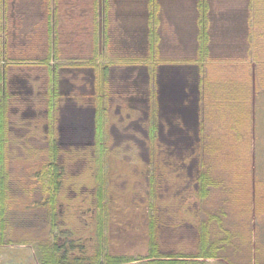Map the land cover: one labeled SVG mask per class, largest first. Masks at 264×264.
Listing matches in <instances>:
<instances>
[{
    "label": "crops",
    "instance_id": "0c3cea01",
    "mask_svg": "<svg viewBox=\"0 0 264 264\" xmlns=\"http://www.w3.org/2000/svg\"><path fill=\"white\" fill-rule=\"evenodd\" d=\"M13 2L0 0V36L8 34L9 5ZM19 3L40 9L44 1ZM46 3L49 22L45 34L47 30L50 33L51 27L50 63L55 69L53 81L58 97L53 101L58 110L60 141L71 138L76 140L73 145L77 147L79 141L94 137L98 124L106 134L112 127L121 136L127 133V138H120L122 144L131 143L132 138L139 139L145 133L144 125L152 117L148 65H138L137 58L117 54L119 45L130 48L138 43L139 26L143 29L147 54L151 47L153 53L159 54L154 90L155 114L161 121V129L157 130L159 142L172 149H196L202 126L207 143L230 140L236 138L235 125L243 116L250 118L246 121L249 135L253 123L249 94L264 85V0H48ZM203 17L208 54L199 57L198 34ZM96 18L99 38L94 31ZM137 21L141 23L137 25ZM117 27H124L127 36L135 40L123 41ZM24 46L36 45L27 42ZM40 52L37 48L35 56ZM162 52L164 57L160 56ZM190 54L192 57L188 58ZM8 69L9 66L4 68L0 78L5 77ZM97 70L107 73L112 88L108 91L106 85L98 95ZM75 78H83V86L72 98L68 89ZM236 114H240L238 118ZM127 126L131 128L126 130ZM242 138L243 135L239 136ZM107 141L109 138L104 137V142ZM71 142H67V147H72Z\"/></svg>",
    "mask_w": 264,
    "mask_h": 264
},
{
    "label": "rangeland",
    "instance_id": "374dc122",
    "mask_svg": "<svg viewBox=\"0 0 264 264\" xmlns=\"http://www.w3.org/2000/svg\"><path fill=\"white\" fill-rule=\"evenodd\" d=\"M19 1L14 0L15 3H10L8 21L10 28L7 31L8 34L0 36V49L3 50L0 54V62L6 60L5 62L7 63L6 65L1 63L0 69L3 71L5 67L9 66L12 72L11 77L14 76L12 78L13 81L16 78L27 77L30 83H34V80L29 79L26 76L27 74L31 73V75H34L37 72L44 78L49 72V77H46V83L50 84V67L49 69L48 67L46 68L48 71L46 72L44 67L39 70L40 64L34 66L28 63L34 61L39 55L40 58L44 59L47 53L51 54V27L50 33L47 30L45 34V26L47 21L49 22V18L46 20V17H49V4L46 3L48 0H43L44 3L40 6V9L36 5L33 6V4H26L25 9L24 3H19ZM136 23L139 25L141 22L137 21ZM95 24L94 31L97 38V18ZM117 29L121 32L120 35L123 36V41L135 40V38L127 36L124 32V27H117ZM142 31L143 29L139 26L138 37L136 38L138 43L133 44L130 48L123 46V44L119 45L117 54L125 58H137L138 65H151L150 61H148L150 58H148V51L145 48ZM27 42H31L36 46L27 48L24 46ZM37 48L41 52L39 55L36 53L35 56L34 51ZM160 56L164 57V52ZM189 57H192L191 54L188 55ZM10 58L15 60V62H11ZM35 61H38V59ZM12 63L17 64L14 65ZM16 66L26 69H13ZM27 67L32 69L28 70ZM24 72L26 73L25 75ZM117 74L119 75V72ZM2 78H0V90L4 83ZM43 87L35 83L34 93L36 94L38 90L44 92ZM10 88L11 92H15V94L11 95L10 105L23 108L24 106H21L18 99L20 96H24L23 91L25 90L19 88L15 81L14 84L12 82ZM262 88H264V85L260 86L258 92L254 91L249 94L251 98L249 108H251V118L253 117L249 135L246 121H249L250 118H247V116L238 118L237 116L240 114H236L235 118L240 119L235 125L238 132L234 136L237 139L214 141L211 144L212 148L215 147L214 154H209L206 160H208L214 170L212 177L217 180H223L220 194H224L227 200L228 205L225 207L248 208V211L252 209V228L258 242L264 244V89ZM131 89L134 92L135 88ZM234 110H238V108H234ZM241 128H244V130L241 131ZM158 133L157 137L159 136ZM241 135L244 138L239 139ZM157 144L161 146L159 147L161 149L159 150L160 153L169 162V165L160 164L158 171H155L159 197L155 201L154 206L159 209L161 215L160 250L162 252L181 251L194 253L196 234L190 215H192L191 212L194 213L195 208H198L194 198L195 181L198 172L197 157L195 156L197 154L196 149H164L165 146L163 143H159V140H157ZM77 150L73 149L68 154L65 149H58L59 158H61L59 163L64 169V174L57 207V236L60 243L64 241L77 243L83 245V248L89 252L92 250L94 243V195L97 189L94 182L95 165L93 164L94 157H92L93 149ZM116 151H111L112 157H115V159L122 158V156L131 158L125 161L129 162V165L125 166L130 169L135 168L136 163L139 162L137 156L139 150L137 148L133 149V151L124 149ZM9 155L13 161L10 168L12 175L18 178H21L19 176L22 174L32 175L30 178L32 183L36 185L33 173L37 171L39 164L46 160V148L12 149ZM108 155H110V152L107 153ZM19 157L25 160H17ZM188 157V160H184ZM159 160L163 162V159ZM107 163L109 164L106 165L105 170L109 175L107 176L109 178V192L105 205H107L109 210V252L116 255L143 256L146 254L147 248V213L151 204V199L148 196L146 167L139 162L137 175L132 174L129 170L124 171L126 174L121 175L123 172L118 171L120 166H116L114 161ZM128 181L129 190L126 189ZM17 192L19 193V191ZM40 198H42L40 193H34L31 199H26L25 195L19 193L17 198L14 199L13 207L15 205L16 207L13 212L16 213V216L15 220L11 222V239L30 241L39 236L42 223L35 217L40 216L43 213V209L33 208L30 205L34 202L37 203ZM253 208H255V212ZM183 211H186L188 216ZM21 212L29 213L33 221L21 224L18 219V214ZM0 264H34L33 250L26 243H12L9 246L0 248Z\"/></svg>",
    "mask_w": 264,
    "mask_h": 264
},
{
    "label": "trees",
    "instance_id": "16d2710c",
    "mask_svg": "<svg viewBox=\"0 0 264 264\" xmlns=\"http://www.w3.org/2000/svg\"><path fill=\"white\" fill-rule=\"evenodd\" d=\"M203 26L200 25L198 34L199 57L207 56L208 36ZM49 32V31H48ZM1 54V53H0ZM158 53H153L152 47L148 58L149 87H150V114L156 112L157 106L155 98V76ZM50 53L42 59L41 66H49ZM6 60H4L5 62ZM10 61H15L10 58ZM2 62H0L1 65ZM2 71L0 69V75ZM95 82V92L100 94L103 87L107 85L110 91L107 73L97 70ZM207 133L200 129V144L196 148L197 154V177L194 198L198 204L191 212L190 218L193 222V229L196 234L195 252H162L160 250V213L155 208L154 203L157 200V175L154 171L150 178L152 184L153 208H149L147 213V248L143 256L116 255L109 252V210L105 207V174L103 164L98 159L95 165L94 182L96 184L95 193V212H94V243L91 251L83 248V245L69 241L59 242L58 231V213L57 206L61 188L64 169L56 163L55 148H48V159L37 168L39 182L41 183L42 199L41 205L45 208L40 216L35 219L42 223L40 238L36 237L30 241L25 239L13 240L10 237L11 222L15 220L16 213L13 211L14 198L9 194L8 182L11 180L7 176L5 163H0V248L11 245L12 243L29 244L33 250L34 264H264V244L258 242L252 228V209L248 208H229L222 190L223 180H217L212 177V166L208 163V155L214 154L215 147L212 148V142H206ZM150 156L152 160L157 158L159 153L157 147V136L154 126L148 132ZM99 151V149H98ZM24 183V181H21ZM28 183V182H27ZM30 188L20 185L26 198L36 192L35 185L30 182ZM154 191V193H153ZM219 204V205H218ZM255 212V208H253ZM185 214L186 211H183ZM21 224L32 222L33 218L29 213L18 214ZM188 216V214H187ZM187 220V218H186ZM188 221V220H187Z\"/></svg>",
    "mask_w": 264,
    "mask_h": 264
},
{
    "label": "flooded vegetation",
    "instance_id": "af4514ba",
    "mask_svg": "<svg viewBox=\"0 0 264 264\" xmlns=\"http://www.w3.org/2000/svg\"><path fill=\"white\" fill-rule=\"evenodd\" d=\"M12 62H15V61H12ZM28 63H31L32 65L36 66L40 62L39 60L38 61L34 60ZM12 64L16 65L17 63H12ZM42 67L44 66H40L39 70H41ZM47 67L48 69L50 67V84L46 83L47 82L46 77H49V72L46 69ZM47 67L46 66L44 67V70L48 72L47 76L44 78H42L40 74L32 76L30 73L29 75L28 74L26 75L29 77V79L34 80V83H30V81L27 80L28 79L27 77L16 78L14 80L15 83L19 85V88H23L25 90L23 91L24 96H20V98L18 99L19 102L21 103V106L22 107L24 106L23 108H17L15 106L12 107L10 105L11 95L15 94V92H11V88H10L12 86V82L14 84V81L12 80L14 76L11 77L12 76L11 67L8 69L5 77L2 78L4 79V83L0 90V163L2 161L5 163L6 169H7V176L11 179L8 182L9 194H11L14 199L17 198L19 193L25 195L23 193V190L20 188V185L26 186V187L28 186L30 188L31 186L29 182L30 181L32 182V179L30 178L32 175L22 174L21 176H19L21 178L14 177V175H12L10 168H11V163L13 161L11 160L10 155H9L12 149L21 150L23 148H46V160H47L48 159V148L49 147L55 148L56 163L60 164L59 161L61 158H59L60 156L58 154V149H65L66 152L69 154V151L73 149L85 150V149L91 148L93 149L92 150V155H93L92 157H94L93 164L96 165V163H98V159H100L101 163L103 164L102 167H103V172L105 174L104 186H105L106 198L109 192L108 191L109 178L107 177L109 175L106 173V170H105L106 165L109 164L107 162L114 161L116 166H120V168H118L119 169L118 171L123 172L121 173V175L126 174L124 173V171L126 170H129L132 172V174L137 175V169H139L138 163L141 162L143 163V165L146 167V170H147L146 180L148 184V196L151 199V204L149 206L150 208H153L152 205L154 201L151 196L152 195V191H151L152 184L150 182V178L154 171V164L157 165V167H155V171H158V167L160 164L169 165V162L165 160V157L162 156L160 151L157 154L158 156L157 158H155V160H152L150 156V145H149L150 140L148 137L149 129L152 126H154V129L156 131V136H157V130L159 131L161 129V124H160L161 121L157 119L156 114L155 113L153 114L155 115V117L151 115L152 117H150L145 124L146 125L145 129L147 131V134H146V131L145 133L140 132L141 136H144L146 139V140L145 139L143 140L142 137H139V139H142L143 141L139 139L135 140L134 138H132L133 142L131 143L126 142L122 144L120 142V138H124V139L127 138L128 137L127 133L123 134L125 136H121L120 133L114 130V127H112L111 132L110 133L107 132L106 134V131H104V127L103 126L101 127L99 124L96 127V133L94 137L92 139L90 138L89 140L87 139V140L79 141V144H78L79 146L77 147L74 146L76 143L73 142L76 140H72L71 138L67 139V141H63V140L60 141L59 134L57 132V125H58V120H59L58 110H57V107L56 108L54 107L55 103L53 101L54 99L58 98L56 94L57 88L55 86V81H53L55 77V74H53V71H55V69L54 67L51 66V63H49V66ZM13 69L25 70L26 68H21L19 66H16ZM27 69L30 70L32 68L29 69L27 67ZM25 74L26 73L24 72V75ZM28 83H30V85H28ZM35 83H37L38 86H41V87L44 86L43 87L44 92H42L41 90H38V92H36L35 94L33 90ZM5 84H6V88H5ZM81 86H83V78H75L73 81H71V85L68 91L71 93L72 98L76 94L80 93L79 91L81 90ZM19 92L21 93V91ZM58 102L59 100H57V103ZM137 127L140 129L144 128L141 126L140 127L137 126ZM130 128L131 126H127L126 130H129ZM132 128H135V127L132 125ZM159 134L160 133H158V135ZM99 135L102 138L101 141L99 139ZM104 137L109 138V142L108 141L104 142ZM133 137H134V134H133ZM160 137L161 136L159 135V141H160ZM157 140H158V137H157ZM70 141H72L71 142L72 144L70 143L72 147H67L68 145L67 142H70ZM157 147H158V150H161L159 149V147L161 146L157 144ZM135 148L139 150L137 154L139 162L136 163L137 167L135 166V168L133 169L126 168V166L129 165L128 164L129 162H125V161H128L131 158L122 156V158L115 159V157H112L111 155L112 150L120 151L121 149H124L126 151H131V150L133 151V149ZM164 149H172V148L164 147ZM174 149L180 150L181 148H174ZM108 152H110V155L107 156ZM159 159H163V162H160ZM188 159L189 157L184 160H188ZM17 160L24 161L25 159H23L22 157H19L17 158ZM32 170H33V167H32ZM33 174H34V180L37 183L35 185L37 189L35 193H40V195H42L41 194L42 186H41V183L39 182L40 180L38 179L39 175L36 171ZM21 181H24V183ZM126 186H127L126 189L129 190L130 188L129 181L126 183ZM158 190L159 189L157 188V191H156L157 198L159 197ZM16 191H19V193L18 192L16 193ZM33 194L34 193H31L29 195L30 199ZM26 196L27 195H25V197ZM41 199L42 198H40V200H38L37 203L36 202L32 203V205L30 206L33 208H40V209L45 208L41 205ZM104 202L107 203L106 199L104 200ZM94 203H95V198H94ZM105 206L107 207V205ZM15 207L16 205L13 208ZM23 207L26 208L25 205H23Z\"/></svg>",
    "mask_w": 264,
    "mask_h": 264
}]
</instances>
